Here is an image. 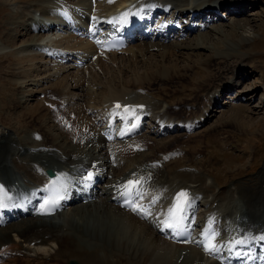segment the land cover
Segmentation results:
<instances>
[{
	"label": "bare ground",
	"instance_id": "1",
	"mask_svg": "<svg viewBox=\"0 0 264 264\" xmlns=\"http://www.w3.org/2000/svg\"><path fill=\"white\" fill-rule=\"evenodd\" d=\"M1 1L8 3L12 0ZM14 1L24 3L26 9L35 8L47 19L28 13L23 15V29L31 35L30 39L27 38L28 42H24V51L20 50L23 54L10 51L7 55H13L15 58L11 72H4L0 86L6 88L16 83L17 98L12 96L8 99V105L13 100L14 105L20 107L15 111L16 115L24 111L31 117L30 120L24 119L25 127H19L11 126L6 117L1 119L0 116L1 125L5 128L0 129V182L8 189L14 187L12 181L15 179L23 185L45 186L50 179L46 170L51 168L56 175L66 177L67 186L70 183L72 188L69 189L64 202V210L51 217L33 214L35 209L39 208L37 202L23 205L22 201L16 198L19 205L17 207L30 208L29 215L33 217L22 216L11 220L5 227H0V264H68L72 257L76 258L79 264H221L220 257L223 259L224 253H218L215 259H211L205 252L209 256L214 251L206 250L205 245L214 244L216 250V246L225 240V230L228 228L229 234L234 233V226L238 221L243 226V234L240 236L244 239L238 256H247L243 260L237 259V262L251 264L246 262L250 257L256 261L253 256L254 249L258 243H264V239H261L264 237V172H261L262 185L253 197L249 195L250 192L245 191L246 189H240L237 193L235 181H231L229 185L224 184L226 187L223 190H213L209 185H204L205 170L202 171L201 166L198 171L194 169L199 167L197 164H201L198 153L195 154V150L190 146L195 139L184 138L203 128L214 116L217 107L225 104L218 95L222 96L224 91H234L232 85L234 86L235 78L256 72L255 67L247 66V63L253 60V55L238 50V57L237 53H226L221 47L218 52L212 53L214 60L222 58L224 62L227 59L226 62L235 65L232 70L227 68L225 74L212 80L206 78L204 81L195 79V82H185V88L182 84L186 79H192L198 74L195 70V63L198 62H193V57L199 55L198 49L215 48L216 41H212L219 40V37L212 40L208 37V32H198L199 36H202V43L186 45L184 40L193 32L201 30V27L232 37L239 33L237 28L241 29L243 26L239 22L234 20L226 29L218 24L209 28V24L223 20L227 15L229 18L242 16L249 8L259 9L264 2L232 0L226 3L227 0H201L193 5L189 0H153L156 3L154 9L164 10L160 19L168 10L172 11L171 16H164L163 24L156 23L148 30L145 28V32L136 35L134 39L130 37L132 35H127L129 44L125 49L106 51L103 49V42L107 31L103 30V23L108 16L129 8L130 4H135L138 0H96L92 3L91 0H63L65 4L60 0ZM79 6L88 11L80 12ZM223 6L227 8L222 10ZM213 7L216 11L219 10L220 14L213 10ZM67 13L82 20L81 25L87 35L95 32V40L73 34L66 24ZM80 13L82 17L79 16ZM205 14L210 15V20L205 19L203 24L197 23L195 19ZM91 16L98 19L90 21ZM186 17L184 24L178 20ZM191 17L193 19L189 22ZM245 20L244 24L253 23L252 26L257 27L259 23L256 22L263 21L248 17ZM55 21L67 29L50 37L51 45H54L51 50L45 47L43 49L38 41L44 39V32L57 29ZM14 23V20H6L3 23L9 25V28L5 29V33L0 32V45L10 46L16 42L13 32L18 29H15ZM178 25H181V29L177 34L179 36L182 33L184 39H177L171 45L166 44L168 38L174 37L173 27ZM254 39L242 36L240 41L237 40V44L243 47ZM34 49L41 51L31 52ZM58 54L62 58H70V61H60ZM178 54H188L189 58L185 57L187 62L184 65H168V58ZM55 57L57 59H54ZM78 58L86 61L83 67L77 65ZM209 60H204L201 70L212 77L214 69ZM101 72H104V77ZM128 74L130 78L126 79ZM153 79L156 83L152 82ZM173 82H180L182 89H190L196 94L173 103L155 93L156 89L158 91L160 88V83ZM242 84L245 83H238V86ZM255 86L257 90L258 85ZM261 87L264 89V81L261 82ZM235 91L239 92L237 88ZM248 97L241 96L240 99L249 101ZM28 98L38 100V103L33 107L25 106ZM118 100L129 107L117 108L115 105ZM234 101L232 99L229 102L231 111H224L218 118L219 123L230 122L239 125L237 128L241 131L249 130L253 122L247 119L245 113L250 111V107L246 110L241 104L235 106ZM55 107L59 108L58 112L54 111ZM256 107L258 106H254L252 112L258 109ZM72 113L75 114L74 118L68 115ZM130 115L143 117L148 127L152 126V131H147L141 138H138L140 134L127 140L118 138L113 142L106 141L102 132L109 129V120L116 126H123ZM59 117L61 119H58ZM224 117L232 119L223 122ZM131 124L132 122L129 123ZM182 130L187 133L180 134ZM200 131L196 135H199ZM176 132L178 134L172 135ZM202 133H205V130ZM168 136L174 137L165 139ZM176 142L179 143L175 144ZM219 142L220 140L212 138L209 144L215 145ZM140 154L141 157L138 156ZM186 156L187 162H182L181 159ZM172 162L176 165L174 168L170 166ZM181 163L186 164L180 167ZM13 167L22 177H11ZM91 168L101 169L102 182L98 185L97 199L86 202L87 196L83 197L75 184L78 179L82 181ZM132 178L139 179L141 185L145 184L149 188L145 193L144 202L139 207L142 211H137L136 214L133 209H123L113 200V197L118 196V187L125 186ZM214 178L219 186L216 174ZM60 181L59 179L58 182ZM182 188L188 189V199H193L190 204L191 216L188 218L191 224L194 226V220L197 218L199 232L204 230L209 222H215L217 225L214 241L204 242L205 245L201 248L191 245L194 240L189 245H184L174 239H166L162 234V222L169 218V209L175 201L174 195ZM196 190L203 195H193ZM10 193L16 195L13 190H10ZM216 208L218 212L214 215ZM211 215L215 217L214 220L205 219ZM9 226L13 229V236L6 230ZM48 241H52L53 245L48 244ZM63 251L71 256L68 260H64ZM231 256L235 254L232 253Z\"/></svg>",
	"mask_w": 264,
	"mask_h": 264
},
{
	"label": "rangeland",
	"instance_id": "2",
	"mask_svg": "<svg viewBox=\"0 0 264 264\" xmlns=\"http://www.w3.org/2000/svg\"><path fill=\"white\" fill-rule=\"evenodd\" d=\"M93 1H96V0H93ZM199 1H201V0H189V3L190 4H193V3L196 4ZM229 1H232V0H227L226 3H229ZM262 1L264 2V0H262ZM73 2H75V1H73ZM190 4H189V6H192ZM26 8H27L26 5L24 3H21V2H17V1L12 0L11 2L6 3V2H3L0 0V32L5 33L6 32L5 29L9 28V25L3 24L6 22V20H11V21L14 20L15 21L14 27H15V29H18V30H14V32H13L15 35V40H16V42H13L14 44H10V46H8L6 44L0 45V62L2 64V65L0 64V74H1L0 80L4 77V72L9 74L12 70V64L14 62L15 56L12 55V56L7 57L8 53L10 51L11 52L13 51V52H19V54H23L24 53L23 52L24 51V49H23L24 44L26 42H28L27 40L30 39L31 35L30 34L28 35L26 33V31L23 29L22 18L24 16H26L27 13H28V15L30 14V15H34V16L36 15L37 16L36 13L38 11H36L35 8H33V10H31L30 7H29V9H26ZM225 8H227V7H225V6L222 7V10H225ZM232 9H234V8H232ZM250 12H253V14L249 15ZM256 13L258 15H256ZM13 15H15L14 17L19 16L20 18L18 17V19H16L17 20L16 21L14 19ZM37 17H40V16H37ZM247 17L251 18V19H262L263 21L258 20V22H256L257 24L259 23L258 27L252 26V25H254L253 23H252V25H250V24L246 25L244 23H245V21H246L245 19ZM204 18L206 19V18H210V17H208V16L202 17L201 16V17H199L197 22L202 24L204 22ZM179 20L182 21V19H179ZM234 20L236 22H239L243 26L241 29L237 28L239 33H237L236 35H234L232 37L227 35V34L221 35V33L217 32V31L215 32L214 30L204 29V28L190 34V36L188 37L189 39L185 37L186 39L184 41H185V44L187 43L186 45H188V43H192L194 45L197 43H202L201 42L202 36H199V34H202L204 32L209 33L208 37L210 39L213 40V38L219 37V40L217 39V40L212 41V42L216 41V45L218 43L217 46L214 45L215 48L198 49V51L196 50L197 52H199V55L193 57V59H194L193 62L194 61L198 62V63H195V64H197L196 65L197 68L195 70L198 72V74H195L192 79H189V80L186 79L184 81V83L182 84V86H184L183 88H185V86H186V85H184L185 82H187V83H188V81L195 82L196 81L195 79H197V81L198 80H200V81L207 80L206 78H208V79L210 78V80H212L216 76H222V74H225V71L227 68L228 69L230 68L232 70V68L235 65H234V63L229 64L228 62H226L227 59H225L224 62L222 61L223 60L222 58L221 59L220 58L215 59L216 61L214 60L213 54H215L216 52H218L222 48L225 49L226 53H235V54L237 53L238 57L240 56V54L238 53L239 52L238 50H240V52L244 51L245 53L252 54L253 60L249 63H247V62L246 63H247L248 68L252 67V66L255 67L256 72L253 74L246 73L248 75H243L244 77L239 76V77L235 78L236 81L234 82V86L232 85V90H234V91H227V92L224 91V93H222L221 98L219 97L220 100L225 104L219 105L217 107L218 109L214 112V116L209 120V122H207L204 125L203 128H201L202 130L200 129L201 131L197 130L194 133L191 132V135L188 134V135H190L189 137H187L188 136L187 135L184 138H187V140L188 139L189 140L190 139L191 140H193V139H195V140L199 139L200 140V139L204 138L202 141L200 140L199 142L193 140L192 144H190V146L193 147L192 148L193 151L195 150V154L198 153V157H199L198 160L201 161V164H197L199 166V168H196V169L200 170V168L202 167V171L205 170L203 173V175L205 174L204 175L205 178L203 181L204 185H209L210 187H212L211 189L219 191V190H223L226 187L224 184L227 185L228 183L230 184L231 181L232 182L235 181V184L237 185V188H236L237 193H239L240 189H243V190L246 189L245 191H247V193L250 192L249 195L251 197H253L258 193V191L262 185L263 177L261 176L262 175L261 172H264V130H262L263 126H264V89L261 87V82L264 81V4H262V6H260L259 9L254 10V9L249 8L245 14H242V16H239V17H233L232 16V18L231 17L229 18V16H228L227 18H225L223 20H220L217 22H212L209 25V28L218 24V25H223L224 29H226V28H229V25H231ZM17 23H18V25H17ZM251 27H253V28H251ZM198 32H199V34H198ZM56 33H57L56 31H50V32L46 33L44 39L38 41V43H42V45L44 47H50L49 45L52 44L50 37L56 36ZM242 36L243 37L244 36L251 37V38L254 37L255 39L251 43L244 44V46H243L244 48H243L237 44L238 41H240L242 39ZM177 39L183 40L184 38L181 37L179 39V38L174 37V38H171L170 40H168L166 42V44L169 43L168 45H171V43L176 42ZM24 40H26V41H24ZM44 43H48V44L44 45ZM21 46H22V48H21ZM238 47H239V49H238ZM20 50H23V51H20ZM40 51H41L40 49L31 50V52H37V53H39ZM26 52H28V51H26ZM152 52H155V51H152ZM185 57L189 58V55L188 54H183V55L178 54V56L175 55V57L171 56L168 58V65H170V66H175V64L176 65H184L187 62V59ZM209 57H212V59H210V60L207 59ZM198 58H200V59H198ZM232 59L235 60V58H232ZM204 60H209L208 62L210 64H213L212 68L214 69V73H213L214 75H212V77L208 76L203 70H201L202 67H204V65H203L205 63ZM216 67H218V69H216ZM191 73L192 72H190V74ZM102 74L105 75L104 72H101V76H103ZM228 74L230 75V72ZM195 77H197V78H195ZM125 78L126 79L130 78V74L126 75ZM152 82L156 83V80L153 79ZM207 82H204V84ZM241 82L245 83V84L241 85L242 87L238 86V83H241ZM179 84H180V82L179 83L173 82V83H169V84L160 83L158 85V86H160V88H158V91L156 89L155 93L160 98L166 97V99L170 100L173 103H177L178 101H180L186 97H191V96L193 97L194 94H196L195 92H192L190 89L189 90L188 89H186V90L182 89V86ZM256 84L258 85L257 90L255 89ZM16 88H17L16 83H12L9 87H6V88L5 87L2 88V86H0V91H1L0 92L1 93L0 94V105H1L0 106V116H1V119H4L6 117L7 121L11 124V126L16 125V126L22 127L24 122H26V120L24 121V119L26 118L27 120H30L31 115L27 114V113L25 114L24 111H22V113L27 117H25L20 112H19L20 114L16 115L17 112H15V111L19 110L20 107L19 106L16 107L13 103V100H11L12 101L11 104L9 102V105H8V99H11L12 96H13V98H17V93H16L17 91L15 90ZM236 88L239 91L238 93L235 91ZM2 91H4V92H2ZM6 91H8V92H6ZM10 93H11V96H9ZM241 96L243 98H244V96H249L250 100L249 101H243L240 99ZM232 99L235 100L234 101L235 106L241 104V105H243V108L246 110H248V108L250 107V111L245 113L247 116V119H251V122H253V125L251 126V128L249 130L241 131L239 128H237L239 125L236 126V125H234V123L225 122L228 119L231 120L232 119L231 117H229L228 119H226L224 117L225 119L224 120L222 119V120L225 123H219L218 118L224 114V111H227V113H228V110L231 111L229 102ZM37 103H38V100L28 98L27 103H25V106L28 105V106L33 107ZM256 105L258 106V107H256L258 109H256L254 112H252V110H254L253 109L254 106H256ZM5 106H6V108H5ZM12 109H14V110H12ZM54 111L55 112L59 111V108L55 107ZM2 117H4V118H2ZM1 119H0V129H5L1 125ZM234 119L239 121V119H237L236 117H234ZM27 123H29V122H27ZM216 126H218L219 128ZM23 127H25V126H23ZM214 127H216V128H214ZM210 128H211V130H210ZM227 129H228V131H227ZM203 130H205V133H202ZM147 131H152V126L147 127L143 131L141 136L138 138H141L143 135H146L145 133H148ZM199 131H200V134H202V135H200V134L196 135V133H199ZM8 133H9V131L6 132L5 134L8 135ZM181 133L185 134L186 132L181 131L180 134ZM175 134H178V133L176 132V133H173L172 135H175ZM200 136H202V137H200ZM169 137H174V136H168V137H165V139H168ZM212 138L218 139V141L220 140V142H219L220 144L219 143L215 144V145L209 144V143H211ZM179 142H181V140ZM179 142H176L175 144H178ZM194 142H195V144H194ZM180 150H182V149H180ZM189 153L192 154L190 150H189ZM138 156L141 157V154ZM187 159H188V157L186 156V158H183L181 160H182V162L183 161L185 162ZM185 164L186 163H181L180 167L184 166ZM170 166H171V168H174L176 165H174V163L172 162V163H170ZM255 170H256V172H255ZM207 172L209 174H206ZM18 173H19L18 170L13 167L11 175L14 177H17V178L22 177V174H20V173H19L20 175L17 176ZM215 174L217 176L218 183L220 184L219 186L214 181V179H215L214 175ZM233 187H234V183L232 184V188ZM228 191H229V188H227V192ZM225 202H227V201H225ZM30 218H31V216H30ZM6 230L8 232H11L10 235L13 236L14 233L12 231L13 229L11 228V226H9ZM48 242H49L48 244H50L51 246L53 245L52 241L51 242L48 241ZM66 253L67 252H64V251L62 252L64 260H68L71 257L70 255H67ZM68 262H69L68 264H79L80 263L74 257H72ZM100 264H101V262H100ZM102 264H104V263H102Z\"/></svg>",
	"mask_w": 264,
	"mask_h": 264
},
{
	"label": "snow or ice",
	"instance_id": "3",
	"mask_svg": "<svg viewBox=\"0 0 264 264\" xmlns=\"http://www.w3.org/2000/svg\"><path fill=\"white\" fill-rule=\"evenodd\" d=\"M117 108L120 107L119 104L116 105ZM92 178L91 174H89L88 179L90 180ZM62 179V178H58ZM56 181L53 182V185H55ZM135 183H139L138 181ZM134 185L133 181H128V183L124 186L125 188V195H127V190ZM3 185L0 184V191L3 190ZM176 203L174 204V206L172 208L169 209V219L164 220L162 223L164 224V226L168 229H175L177 232L179 231L182 222H183V212L184 209L187 207V205L190 203L189 199H188V194L185 191H181L177 194L176 196ZM46 204H50L53 207L58 205V199H52L49 201H45ZM3 204H0V207H3ZM133 211H142V209H140L139 207H133ZM171 220V222H169ZM214 239V237H213ZM261 239H264V237H261ZM237 243H243V241H238ZM206 250L209 251H214L215 250V245L211 244L205 245Z\"/></svg>",
	"mask_w": 264,
	"mask_h": 264
}]
</instances>
